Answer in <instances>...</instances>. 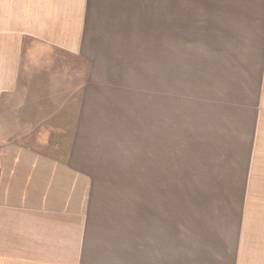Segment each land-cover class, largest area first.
I'll return each instance as SVG.
<instances>
[{
  "label": "crops",
  "instance_id": "1",
  "mask_svg": "<svg viewBox=\"0 0 264 264\" xmlns=\"http://www.w3.org/2000/svg\"><path fill=\"white\" fill-rule=\"evenodd\" d=\"M3 111L0 264H264V0H0ZM128 175L211 193L185 263Z\"/></svg>",
  "mask_w": 264,
  "mask_h": 264
},
{
  "label": "rangeland",
  "instance_id": "2",
  "mask_svg": "<svg viewBox=\"0 0 264 264\" xmlns=\"http://www.w3.org/2000/svg\"><path fill=\"white\" fill-rule=\"evenodd\" d=\"M8 118V112L3 111L0 115V121L3 120V122H0V138L2 135L8 133ZM11 124L16 126L17 122H11ZM140 178H142V176H140ZM144 178L146 179V176ZM175 178V189L160 190L154 192V195H152L153 192L147 190L135 191L134 188H136V185L134 184L137 182L135 175L122 176V182H126L128 186V190L125 191V194L128 206V218L133 221L131 225L135 226L134 223L137 218L135 214L139 210L140 205V212L138 211V213L141 214L139 219L140 223L147 225L146 222L149 221L148 224L154 226L158 235L157 243L159 240L161 262H163L162 252L167 248V242L170 237V241L174 240L172 244L175 248L174 261L176 263H185V246L188 245L189 248L194 247V228L198 227L197 230H201L202 228L206 231L209 229L210 223L205 222L203 223L204 226L198 225L196 224V218L199 216L197 211H200V208L202 211L204 210V214H206L207 208L205 206L201 207V205L208 203L207 199L209 200L211 193L186 191L184 189L185 185L181 181L183 175H176ZM140 185L146 186L144 183H140ZM213 199L215 200V198ZM142 208L143 214L141 212ZM168 232H171L173 237L168 236ZM190 235H192V237ZM188 240L191 242H187Z\"/></svg>",
  "mask_w": 264,
  "mask_h": 264
}]
</instances>
